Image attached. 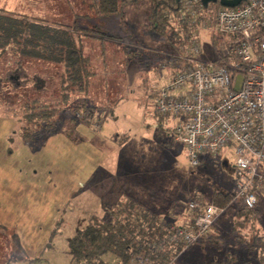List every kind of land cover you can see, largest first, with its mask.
Here are the masks:
<instances>
[{"label":"rangeland","instance_id":"1","mask_svg":"<svg viewBox=\"0 0 264 264\" xmlns=\"http://www.w3.org/2000/svg\"><path fill=\"white\" fill-rule=\"evenodd\" d=\"M15 1V7L5 8L49 24L78 23L88 29L104 23L105 31L123 40L82 37L84 55L97 76L90 79L86 93L71 95L66 105L60 104L61 66L18 57L9 49L0 53V264H72L69 240L87 227L91 217L106 218V208L131 183L142 188L140 206L157 211L169 225H179L194 202L226 206L230 198L223 200L219 193L235 196L216 223L222 237L185 248L171 264L229 258L235 264H259L264 198L254 212L258 230L253 232L248 223L246 230L235 234L244 204L237 197L232 169L226 166L234 164V150L204 154L200 166L192 167L186 146L173 139L177 120L158 115L154 103L155 85L168 84L182 64L181 56L195 65H231L232 37L200 30V51L193 59L179 26V35L161 36L149 30L148 0L127 5L125 20L118 15L97 19L92 0ZM217 8L210 4L205 13L213 18ZM125 29H133L134 35L125 36ZM36 79L44 81L43 89L37 88ZM242 80L240 75L237 89ZM34 100L59 108L53 129L24 121V105ZM27 132L33 134L25 140ZM126 137L127 143L119 146ZM102 260L118 263L112 254Z\"/></svg>","mask_w":264,"mask_h":264},{"label":"built area","instance_id":"2","mask_svg":"<svg viewBox=\"0 0 264 264\" xmlns=\"http://www.w3.org/2000/svg\"><path fill=\"white\" fill-rule=\"evenodd\" d=\"M207 10L198 0H182L178 8V23L187 28L192 57L200 51V30H213L232 37L231 65H195L181 56L182 64L168 84L156 88L155 108L161 117L177 120L173 137L186 146L192 167L200 166L204 154L234 150L231 169L237 197L252 211L264 196V0L221 8L213 18ZM240 75L243 80L237 89ZM189 212L195 218L193 226L172 229L185 248L210 236L225 209L194 202ZM138 262L145 264L142 258Z\"/></svg>","mask_w":264,"mask_h":264},{"label":"trees","instance_id":"3","mask_svg":"<svg viewBox=\"0 0 264 264\" xmlns=\"http://www.w3.org/2000/svg\"><path fill=\"white\" fill-rule=\"evenodd\" d=\"M141 1L92 0L90 7L93 14L98 17L103 18L113 15L123 17L124 8L127 5H137ZM148 1H150L151 6L150 29L161 36L168 35V32L179 35L181 31L176 30L177 25L185 32L186 37L185 30L187 28L178 23V8L182 0ZM217 5V11L223 8L220 3H217ZM209 6L206 8L208 9ZM83 36L90 39H100L101 41L106 40V38L114 39V37L101 32L97 26L86 29L79 26L78 23L73 26L49 24L18 15L12 10L0 7V53L9 49L18 57L50 66H61L63 74L60 83L62 91L60 104H68L71 95L86 93L90 79L97 76L90 69V59L84 55L81 46ZM231 42L232 40L229 41V44ZM35 81L38 89L44 88L42 79H36ZM24 108L27 112L24 121L28 124L44 125L47 130L55 127L59 108L42 104L37 100L28 101L25 103ZM32 134L31 132L25 133L24 139L27 140ZM219 196L223 197V200L230 198L228 205L224 206L225 203L223 206L218 205L225 210L235 199V196L231 194L219 193ZM217 197L218 193H216ZM106 211V218L91 217L87 227L69 240L68 254L72 264H105L102 259L108 254H112L117 258V264H139V258H142L145 264H171L185 249L177 243L174 230L176 228L191 227L195 221L194 217H190L189 212L185 224L171 223L169 225L165 219L144 210L133 200L108 206ZM254 212L255 210L247 211L245 208L239 212V219L233 228L235 234L246 230L248 223H250L251 230L256 228L257 221ZM253 224L254 226H252ZM254 230L257 231L258 229ZM245 241L248 246L252 244L249 238ZM263 243L264 240L258 246L260 249L259 264H264ZM18 249L20 252L23 251L19 244ZM8 264L15 263L10 262ZM206 264H235V260L229 258L224 262L212 261Z\"/></svg>","mask_w":264,"mask_h":264},{"label":"crops","instance_id":"4","mask_svg":"<svg viewBox=\"0 0 264 264\" xmlns=\"http://www.w3.org/2000/svg\"><path fill=\"white\" fill-rule=\"evenodd\" d=\"M0 3H3V5L2 6H0V7H5L4 5H9V7H11V6H16L17 4H16V1L15 0H0ZM137 6V5H136ZM147 6H148V8H147V11H148V19H149V16H150V5H148L147 4ZM97 19H101L102 17H98V16H95ZM114 17V15L113 16H109V17H103V18H106V19H110V18H113ZM86 18H89V16H86ZM125 18H126V14L124 13V16L123 17H121L120 16V19L121 20H125ZM97 27H99L100 28V30H101V32H103L104 34H106L107 36H111V37H114V39H112L111 38V40H116V41H119V40H123V37H120L119 35H114L115 33H113V32H110V31H105L104 30V28H102V27H104V23H101L100 24V26H97ZM148 28H149V26H148ZM149 30H151V32H153V30L152 29H150L149 28ZM124 35L125 36H133L134 35V30L132 29L131 30V32L130 31H128V30H126L125 29V32H124ZM107 39V38H106ZM109 39V38H108ZM103 41V40H102ZM106 40H104L103 42H105ZM127 65V63H125V66ZM173 75V73L169 76V80L168 81H170V79H171V76ZM158 85V86H157ZM152 86H154V85H152ZM155 86H157V87H159V86H162V85H160V84H156ZM156 87V88H157ZM155 88V87H154ZM156 91V90H155ZM126 139H128L127 137L125 138V140L124 141H121L119 144L117 143V142H119V141H116V143L119 145V146H122V145H125L126 143H127V141H126ZM173 139H174V137H173ZM175 140V139H174ZM226 164H227V168H231V166H230V164L228 163V162H226ZM233 172V171H232ZM142 190V188L141 187H136L135 186V184H133V183H131V185H129V187H126V191L125 192H120L119 194H116V197H118L119 198V200H115V199H117V198H114V200L112 201V202H114V203H112V204H110V206H114V205H116V204H118V203H123V202H125V201H127V200H133V201H135V202H137L139 205H141L140 203H141V198H139V196L138 195H141L142 196V192H141V190ZM137 195V196H136ZM264 198V196L263 197H261L260 199H263ZM261 201V200H260ZM259 201V202H260ZM142 206V205H141ZM145 209V208H144ZM146 211H148V212H150V213H152L151 212V210H149V209H145ZM154 214H157V215H159L161 218H162V216L157 212V211H154L153 212ZM225 214V213H224ZM222 217H220L219 219H221ZM162 219H164V218H162ZM218 219V220H219ZM238 219H239V215H238ZM182 220H184L183 222H182ZM186 220V217L184 218V219H179V221H181V223H180V225H182V224H185V222H187V221H185ZM217 220V221H218ZM217 221H216V223H217ZM216 223H215V227H214V231H213V233L210 235V236H208V237H206V238H204L201 242H199L198 244H201V245H206L209 241H215V242H217L216 240L217 239H219V238H221L222 237V234L220 233V232H218L217 231V229H216ZM210 262H212V261H210ZM206 264V263H205Z\"/></svg>","mask_w":264,"mask_h":264},{"label":"water","instance_id":"5","mask_svg":"<svg viewBox=\"0 0 264 264\" xmlns=\"http://www.w3.org/2000/svg\"><path fill=\"white\" fill-rule=\"evenodd\" d=\"M198 1H200L204 7H208L210 4L220 3V5L223 8H236L246 0H198Z\"/></svg>","mask_w":264,"mask_h":264}]
</instances>
